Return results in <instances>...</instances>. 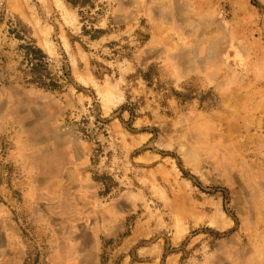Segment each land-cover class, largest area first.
Returning a JSON list of instances; mask_svg holds the SVG:
<instances>
[{"label":"rangeland","instance_id":"rangeland-1","mask_svg":"<svg viewBox=\"0 0 264 264\" xmlns=\"http://www.w3.org/2000/svg\"><path fill=\"white\" fill-rule=\"evenodd\" d=\"M63 2L0 0V264H264V0Z\"/></svg>","mask_w":264,"mask_h":264},{"label":"bare ground","instance_id":"bare-ground-1","mask_svg":"<svg viewBox=\"0 0 264 264\" xmlns=\"http://www.w3.org/2000/svg\"><path fill=\"white\" fill-rule=\"evenodd\" d=\"M58 5H59L60 9L62 10L64 16L68 18L69 15L71 14L69 11V7L63 2V0H58ZM65 47H67V46H65ZM105 102L108 103L107 100ZM105 108L108 109L107 104L105 105ZM213 225L214 226L219 225V218L213 222ZM220 226H224V221L221 219V217H220Z\"/></svg>","mask_w":264,"mask_h":264}]
</instances>
